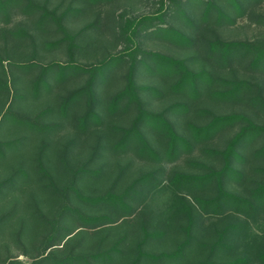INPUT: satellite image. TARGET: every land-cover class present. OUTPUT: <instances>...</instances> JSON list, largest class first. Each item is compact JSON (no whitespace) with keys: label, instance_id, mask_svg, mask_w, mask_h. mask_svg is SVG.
I'll list each match as a JSON object with an SVG mask.
<instances>
[{"label":"trees","instance_id":"trees-1","mask_svg":"<svg viewBox=\"0 0 264 264\" xmlns=\"http://www.w3.org/2000/svg\"><path fill=\"white\" fill-rule=\"evenodd\" d=\"M110 1L0 0V116L14 103L18 123L51 132L30 159L9 155L8 164L13 144L0 140V197L23 199L22 220L0 230V264H264V248L227 258L244 229L237 222L212 228L207 242L192 233L200 216L264 213V38L223 40L215 28L239 18L264 27L255 11L263 0H171L169 13L187 31L161 27L165 12L116 20L100 10ZM103 31L113 41L102 44ZM142 31L191 54L147 51L135 43ZM40 50L67 57L41 62ZM139 74L157 78L139 84ZM42 88L52 102L25 120L23 103L30 107ZM162 96L171 101L149 108L145 97ZM224 106L236 109L217 111ZM229 128L222 144L214 142ZM195 147L218 164L188 158L196 171H174L163 185V163ZM227 181L250 185L241 194ZM165 187L174 201L155 216L145 199ZM160 241L168 248L153 251Z\"/></svg>","mask_w":264,"mask_h":264},{"label":"rangeland","instance_id":"rangeland-1","mask_svg":"<svg viewBox=\"0 0 264 264\" xmlns=\"http://www.w3.org/2000/svg\"><path fill=\"white\" fill-rule=\"evenodd\" d=\"M181 1L179 4L183 6V3H187L188 0H177ZM163 5L161 6V4ZM171 0H111L107 5H100V10L105 12L107 10L110 14L112 13L116 20L119 19V14L123 15L122 20L137 18L145 14H162L165 12L164 19L165 24H161V27H175L177 29L188 30L187 25L178 17L171 16L169 13V7L171 6ZM162 7V8H159ZM189 13L194 11L193 7L188 4ZM255 11L257 13H264V0L256 5ZM105 17V13L103 14ZM90 17H85L79 20L74 21L72 24L74 27L78 28L82 26ZM217 34L223 40H249L253 41L256 39L264 38V27L258 26L253 24L247 18H239L235 24L227 25L223 24L220 27H215ZM101 36L102 44L104 41H113L111 34L106 31H103ZM97 36V35H96ZM108 39V40H107ZM136 44H140L141 48L147 51H160L165 54L173 55L175 57H188L191 54V51L186 49H181L177 46H174L170 42L162 40L159 37L154 36L153 32H140L136 35L135 39ZM124 42L119 41L116 45V50L121 49L124 47ZM107 45V43H106ZM110 49V48H109ZM108 49V50H109ZM100 53L98 54V56ZM102 55V53H101ZM39 61L41 62H48L49 60H59L64 62L66 60V53L64 50L59 51H46L40 50L39 51ZM77 59L80 61H85L86 59L80 56ZM157 78V77H156ZM156 78L151 75H137L136 79L139 84H147V83H154ZM117 86H113L112 90H116ZM44 89H40V94L37 101H31L30 107H28V103L22 101L24 108L20 110L23 114L22 116L26 118V116L33 117L36 109L44 108L45 105L49 104L51 101V94H47ZM22 94V93H21ZM23 96L20 97L22 99L25 98L26 92L22 94ZM30 96V95H29ZM18 98V97H17ZM18 98V99H20ZM30 97L26 98L29 99ZM32 98V97H31ZM148 103L149 108L154 110H160L163 106L171 101L170 97H159V98H148L145 97ZM50 99V100H49ZM56 102V101H55ZM28 107V108H27ZM218 112H229L236 109L234 106H224L217 108ZM18 105L11 104L9 108H7L6 113L0 116V140L4 142H11L13 145L11 148H5V155L7 156L3 158V162H10L11 155H16L17 157H23L25 159H30V156L33 155L35 151V145L38 143L39 139L42 138H50V133H43L40 135H36L29 126L22 125L17 122L18 118ZM72 112L75 111L74 108H71ZM48 117V115H41L40 122L43 121ZM45 118V119H44ZM25 120H29L26 118ZM33 120V119H32ZM24 127V128H23ZM29 128V129H28ZM232 128L222 131L221 133L217 134L214 138V142H218L222 144L224 140L229 136L232 132ZM234 130V129H233ZM65 129L61 132L64 133ZM10 155V156H9ZM131 158L134 159L136 166L143 167L144 169L151 168L152 164L149 162H145L136 158L133 154H130ZM191 158L193 160H204L207 164L213 163L217 165L218 162L212 160L207 154H202L198 147H195L189 154H184L180 156L176 161L171 163H163V175H161L163 185H167L169 177L171 176L172 172L174 171H196L194 167L188 163L187 159ZM29 160V164H30ZM28 164V162H26ZM161 164V163H160ZM156 165V164H154ZM33 174V173H32ZM31 174V175H32ZM226 188L236 193L244 194V188L249 186L247 182L238 183V182H225ZM174 195L170 188H160L158 191H151L147 195L145 199L146 207L150 210L155 216H158L163 212H166L173 203ZM136 207H139L138 204H134ZM22 210H23V199L21 196L13 195L12 197H0V230H8L9 222L12 221H21L22 220ZM10 212V213H9ZM3 215V216H2ZM229 222H237L239 223L242 228L238 234L239 236L234 235L233 238V252L231 251L230 254L227 255V258H231L233 256H243L248 251V248H264V213L255 214L252 217H245L240 214L231 213V211H227L220 217L214 216H200L198 220L194 224L193 234L195 237L202 241H210L211 238V229L214 227L221 228L226 223ZM181 239L178 237L177 240ZM170 244V242L168 241ZM168 243H164L163 246L161 241L158 243H153L152 250L158 251L163 248H168ZM13 253H18V250H14ZM18 258L22 261L29 262L31 258L25 255H19ZM201 258L199 253H194L193 260L197 261ZM248 264H260L257 259H252Z\"/></svg>","mask_w":264,"mask_h":264}]
</instances>
